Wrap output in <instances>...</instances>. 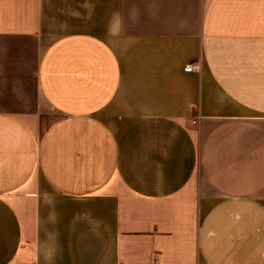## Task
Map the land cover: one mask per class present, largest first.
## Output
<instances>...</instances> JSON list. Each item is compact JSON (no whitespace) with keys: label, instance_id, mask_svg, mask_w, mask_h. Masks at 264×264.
Instances as JSON below:
<instances>
[{"label":"crops","instance_id":"0c3cea01","mask_svg":"<svg viewBox=\"0 0 264 264\" xmlns=\"http://www.w3.org/2000/svg\"><path fill=\"white\" fill-rule=\"evenodd\" d=\"M0 264H264V0H0Z\"/></svg>","mask_w":264,"mask_h":264},{"label":"built area","instance_id":"2783aa9c","mask_svg":"<svg viewBox=\"0 0 264 264\" xmlns=\"http://www.w3.org/2000/svg\"><path fill=\"white\" fill-rule=\"evenodd\" d=\"M183 70L185 73L196 72L199 70V65H197L195 63H188L184 66Z\"/></svg>","mask_w":264,"mask_h":264},{"label":"rangeland","instance_id":"374dc122","mask_svg":"<svg viewBox=\"0 0 264 264\" xmlns=\"http://www.w3.org/2000/svg\"><path fill=\"white\" fill-rule=\"evenodd\" d=\"M113 106H114V104H113ZM113 106H110V108H109V111H112L113 110ZM113 124H114V122L113 121H111ZM115 125V124H114Z\"/></svg>","mask_w":264,"mask_h":264}]
</instances>
